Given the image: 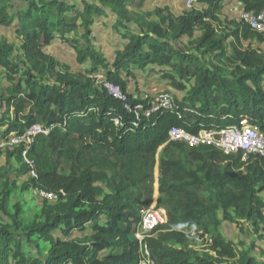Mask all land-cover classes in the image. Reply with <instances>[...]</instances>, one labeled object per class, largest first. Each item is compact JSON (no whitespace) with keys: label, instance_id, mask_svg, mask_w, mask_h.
Here are the masks:
<instances>
[{"label":"trees","instance_id":"obj_1","mask_svg":"<svg viewBox=\"0 0 264 264\" xmlns=\"http://www.w3.org/2000/svg\"><path fill=\"white\" fill-rule=\"evenodd\" d=\"M128 1L131 0H100L102 5L110 6L115 14L113 26L119 33L124 28L121 34L127 40L109 62L89 39L91 13H104L101 5L83 1L79 15L67 17L76 7L65 0H26L20 5L13 0H0V25L8 27L17 20L15 33L21 39L19 49L26 64L19 73V63L12 56L14 43L0 40V67L9 81L1 89L0 108L4 106L5 111L0 112V126H6L2 129L3 136L11 132L22 135L25 128L39 122L48 129L46 138L53 150L69 140L82 149L108 150L110 161L115 156L129 160L138 155L154 156L160 145L170 142L179 153L175 158L161 156L164 173L174 172L170 181L160 178L161 190L168 187L185 196L178 210L183 229L159 224L142 240L135 237L142 205L139 206L141 199L134 191L138 184L130 163L122 165L125 172L120 175L80 164L71 165L70 172L63 173L53 163L50 169L37 170V176L31 177L28 184L57 193V199L43 205L41 220L22 227L21 231L17 211L9 214L10 223L0 222V264H12L10 257L16 259L14 264H138L145 256V248L155 264H264L251 254L250 248L239 251L235 243L224 239L219 232L212 235L207 251L194 249L191 243L199 234L188 229L203 223V230L210 232L208 223L217 229L222 220L237 223L241 230L242 221L249 222L257 231L261 226L264 228L261 195L264 156L250 154L242 160L241 153L234 157L212 146L190 147L168 139V130L173 125L194 133L202 128L243 121L264 127V52L249 45L243 49L233 45V54L222 59L224 64L214 61L210 55L215 51L224 54L229 36L237 41L249 37L248 29L240 34L239 21L232 20L236 27L229 28L219 18L216 12L221 9L222 0H194L204 6L195 5L177 16L168 7L157 6L152 11L156 17L153 19H147L145 13L132 19L125 8ZM238 2L245 12L256 14L264 9V0ZM78 19L84 28L81 36L87 44L81 48L72 43L77 61L91 60L89 74L103 67L104 80L117 86L122 97L108 91L103 84L98 85L89 75L58 70V61L45 50L56 33L63 41H70L66 34L77 28ZM133 21L137 24L135 28L130 25ZM242 21L255 30L247 21ZM197 28L201 34L191 49L175 44L183 36L191 37ZM256 38L264 41L261 34ZM148 64L170 66L181 80L193 79L185 102L178 103L172 96L171 108L160 107L144 114L151 106L150 101L129 93L120 71L131 74L132 67L142 69ZM226 64L233 66L231 70ZM48 77L53 81H44ZM175 82L180 89L185 88V83ZM24 103H27V112H23ZM138 104L141 109L137 118L134 107ZM188 107L195 112L187 114ZM24 149L22 141L7 150V162L11 157L22 161ZM33 151L34 146H30L27 155ZM81 154L80 149L76 158L80 159ZM29 170V165L23 162L16 172ZM199 187L204 188L207 200L196 190ZM9 195V181L4 179L0 183L3 212H7L5 202ZM161 200L158 205L162 204ZM151 202V198L145 200L147 207ZM178 217L174 209L167 211L169 224ZM86 228H90L89 234L71 237L74 230L83 232ZM58 230L63 237L54 236ZM34 235L47 241L49 247L46 253H40L36 243V250L29 251L31 258L28 259L20 238L31 241ZM105 250L108 251L101 255Z\"/></svg>","mask_w":264,"mask_h":264},{"label":"rangeland","instance_id":"obj_2","mask_svg":"<svg viewBox=\"0 0 264 264\" xmlns=\"http://www.w3.org/2000/svg\"><path fill=\"white\" fill-rule=\"evenodd\" d=\"M15 3L24 4L26 0H13ZM42 1V0H39ZM76 7L70 13L66 14L67 17L73 15L78 16L79 10H81L84 6L83 1H87L90 3H98L103 6L107 12L102 13L103 16L95 15L91 13L93 18V23L90 26L91 36L89 35V39L91 44L97 51L103 53L109 62L112 61L114 57V53L117 49H122L124 43L127 41L122 36V31L124 28H121L120 33L113 26V21L115 19V14H113L110 6L102 5L100 0H65ZM185 0V7H178L174 4L172 0H158L155 3H148V0H131L128 1L125 5L127 14L135 19L138 14H144L147 19L156 18L154 14H152L153 9L155 7H167L168 10L174 15H180L184 10H190L193 6H204L203 4H197L194 0L190 3ZM168 10H165L167 13ZM242 6L239 4L238 0H222L221 9H219L216 13L219 18L228 25V27L235 28L236 25L231 21H239L240 34H242L246 29L249 30L248 38H241L239 41L233 39L229 36L226 40L227 49L224 54H220L215 51L212 52L210 56L214 59V61L218 64H224L225 55H231L233 45L237 49H243L245 46L249 45L252 48L258 49L261 52H264V41H259L256 36L261 34L264 37V31L253 30L251 29L247 23L241 22L242 20ZM79 18V17H78ZM80 22V19H78ZM245 23V24H244ZM131 27H137V24L133 21L130 23ZM96 26V27H95ZM97 28V29H96ZM82 31L80 27L71 31L68 36L71 40L68 42L63 41L58 37L56 33L55 37L51 41V47H45V50L49 52L57 61V69L61 71H68L75 74H84L89 75L94 78V81L100 85L103 84L107 87V90L113 94L120 95V90L117 86L106 82L103 74V67H98V71L93 73H87V69L91 66V60L88 59L84 63H79L77 61V52L76 50H70L66 47V45L72 46V43L78 44L81 48L86 46V40L79 33ZM201 34L200 29H196L193 35L183 36L175 41L176 45L184 49H191L193 47V42L197 39ZM0 40L12 42L15 45V50L13 51V58L15 61L19 63V73L25 69L26 64L22 60L21 50L19 49V45L21 44L20 37L15 33V27L12 24L8 27H0ZM228 65V64H226ZM228 69L231 70L233 66L228 65ZM121 76L127 81L126 90L131 93L134 97L138 99H148L152 106H157L158 98L163 93H168L174 97V99L178 103L185 102V96L187 89L190 86V83L193 81H184L179 78V76L175 73L173 68L165 65H155L148 64L145 68L138 69L136 67L131 68V74H126L124 71H120ZM169 75H173V79L169 78ZM46 82H52L53 79L48 77ZM175 81H181L185 83V88L180 89ZM9 84L7 80L3 68L0 67V94L2 87ZM263 88H264V79H263ZM187 106V105H186ZM23 112L28 111L27 103L23 104ZM188 113H194L195 109H191L190 107ZM149 109V108H148ZM5 111V107L0 108V112ZM148 111V110H146ZM146 111H144L146 113ZM186 111V110H185ZM14 113L13 108L10 109V115ZM37 123V122H36ZM6 126H0V183L4 179H8L9 187H10V195L5 202V206L7 208V212H3L0 208V222L10 223L11 218L9 214L15 213L17 211V218L20 221V231L22 227L29 225L34 221H39L42 219L41 217V209L45 203L52 202L53 199L46 198L41 195L37 188H34L31 184H28L30 181V176L28 172L26 173H17L16 171L20 169L22 163L25 162L24 158L22 161H17L15 157H11L9 162H7L5 153L7 150H12L14 147L18 146L22 141H26L30 146H34V151L30 154L26 155L29 160L33 162L34 168L39 169H50L53 163H57L58 171L63 173H69L71 169V165L78 166L79 164L82 166H91L94 169L104 168L108 171L109 174L116 173L118 175L123 174L125 169L122 165L130 163L131 171L133 178L136 180L138 186L134 188L135 194L139 195L141 199V203L139 206L147 207L145 200L151 198L152 202L148 207L159 208L160 211L164 213L163 222L160 225H163L165 228H175V229H183L182 222L178 217L179 208L183 205L185 201V196L172 191L170 188L166 187L164 190H161V181L160 178L164 177L166 181L172 180L174 176L173 171H167L166 174L165 168L161 166L160 159L163 154L171 157H177L179 153V149L174 147L170 142L164 143L159 146L157 152L154 156L152 155H138L133 159L129 160L127 157H119L115 156L113 160L110 161L108 155L110 152L103 148H99L97 150L82 149L80 147H76L72 144V141L67 140L60 148L56 151L52 149L50 143L46 138V134L48 132L47 129L45 131L27 135H17L15 132H11L8 136H3L2 129H5ZM28 129L25 128V131ZM24 131V132H25ZM166 148V150H165ZM82 150V154L80 159L76 158L78 150ZM113 154V153H112ZM115 155V154H114ZM234 157L238 155V153L233 154ZM23 157V154H22ZM114 157V156H113ZM242 160L243 159L241 157ZM241 160V161H242ZM244 168V166L242 167ZM164 175V176H163ZM28 185V186H27ZM193 187L192 189H194ZM199 192L200 196L203 200L206 199V192L203 187L196 188ZM261 195L264 198V191L261 192ZM161 200V205H158V200ZM138 206V207H139ZM170 209H174V214L178 217L177 220L169 224L167 218V211ZM218 215L221 217V212L219 211ZM202 225H205L202 223ZM198 225L197 227H191L189 231L191 233H198L199 236L196 238L195 242L191 243V246L194 249H198L200 251H207V244L210 243V239L212 235L217 234L220 231V234L226 240H230L235 243L237 249L245 250L250 248L251 254L259 260L264 261V228L261 226L260 229L254 230L253 226L247 222L242 221V230L239 228L237 223L226 220L223 222L222 226L217 229L213 227L211 223H208V228L210 232H205L203 230V226ZM221 225V224H220ZM220 228V230H219ZM90 233V228H86L85 231L79 232L74 230L71 234V237L83 236L85 234ZM154 235H158L155 233ZM54 236L63 237L61 231H56ZM22 250L25 254V257L28 259L31 258L29 251L36 250V243L38 245V249L40 253H46L47 248L49 247V243L45 240L38 239L36 235L32 236L31 241H27L24 237H21ZM108 250L102 251L100 254L104 255ZM119 251V249L117 250ZM211 255H213V251H208ZM148 254L146 253L145 256ZM10 262L12 264L15 263L16 259L10 257ZM231 263H235L234 261H230ZM17 264V263H16Z\"/></svg>","mask_w":264,"mask_h":264},{"label":"built area","instance_id":"obj_3","mask_svg":"<svg viewBox=\"0 0 264 264\" xmlns=\"http://www.w3.org/2000/svg\"><path fill=\"white\" fill-rule=\"evenodd\" d=\"M191 1L188 2L190 3ZM241 17L247 21L252 28L264 31V9L256 14L243 11ZM119 97H122L121 93ZM157 103V106H152L150 104V108L146 109L148 111L145 110L146 113L144 112V114L148 115L150 112L156 111L160 107L171 108L173 105V97L168 93H163L158 98ZM126 107L130 109L128 105H126ZM134 108V113L138 118L141 105L138 104ZM44 129L47 128L41 123H33L22 135L29 136L30 134L45 131ZM168 137L171 141L182 142L190 147L206 145L219 149L223 153H241L243 159H247L250 154L264 156V127L246 121L240 124L234 123L222 127L202 128L197 133L191 132L181 126L173 125L168 130ZM29 148V143L25 141V149L22 154L25 162L30 167L28 175L30 177H36L37 173L33 162L26 157ZM38 190L41 195L46 198L56 200L58 197L57 193L47 192L41 189ZM139 212L141 220L135 232V237L142 240L154 227L163 222L164 213L160 211L159 208L143 206L140 207ZM146 253L148 255L143 256L138 264H155L154 260L149 257L148 250L145 248V255Z\"/></svg>","mask_w":264,"mask_h":264},{"label":"crops","instance_id":"obj_4","mask_svg":"<svg viewBox=\"0 0 264 264\" xmlns=\"http://www.w3.org/2000/svg\"><path fill=\"white\" fill-rule=\"evenodd\" d=\"M155 1L157 2L158 0H148V3H155ZM173 2H174V4L176 5V6H178V7H185L184 5H185V0H172ZM14 3H15V1H13ZM15 4H17V5H20V4H18V3H15ZM96 4H98V3H96ZM99 5V4H98ZM103 7V6H102ZM168 7V6H167ZM104 8V7H103ZM105 9V8H104ZM106 13V15H108V12H107V10L105 9V12H104V14ZM100 16H103L102 14L100 15ZM115 20V19H114ZM16 22H17V20H15L14 22H13V25H15L16 24ZM114 22V21H113ZM112 22V23H113ZM77 24H78V26H77V30L81 27L82 28V31L79 33L80 35H82L83 34V32H84V28H83V26L81 25V20H80V22L79 21H77ZM0 27H3L2 25H0ZM96 27V26H95ZM97 29V28H96ZM71 32H69V33H67L66 34V36H70L69 34H70ZM91 34H92V32H91ZM91 34H90V36H91ZM72 47V46H71ZM73 50H74V48H73ZM114 56H115V53H114ZM114 58V57H113ZM156 65V64H155ZM223 222H226V220H222V222H221V225H220V227L222 226V224H223ZM219 230H220V228H219ZM219 233H220V231H219Z\"/></svg>","mask_w":264,"mask_h":264},{"label":"water","instance_id":"obj_5","mask_svg":"<svg viewBox=\"0 0 264 264\" xmlns=\"http://www.w3.org/2000/svg\"><path fill=\"white\" fill-rule=\"evenodd\" d=\"M47 47H51V44H49ZM67 48H69L70 50H73V47L66 45Z\"/></svg>","mask_w":264,"mask_h":264}]
</instances>
